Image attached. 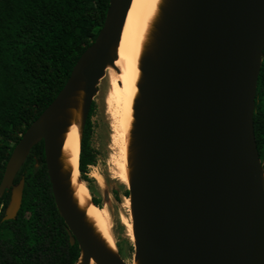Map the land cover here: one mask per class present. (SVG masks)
I'll list each match as a JSON object with an SVG mask.
<instances>
[{
    "label": "water",
    "instance_id": "95a60500",
    "mask_svg": "<svg viewBox=\"0 0 264 264\" xmlns=\"http://www.w3.org/2000/svg\"><path fill=\"white\" fill-rule=\"evenodd\" d=\"M132 0L104 26L53 102L14 148L0 185L4 220L22 207L14 180L45 142L58 211L78 264H129L75 196L66 135L81 142L100 80L118 58ZM264 62V0H162L140 59L129 145L135 264H264V163L254 115Z\"/></svg>",
    "mask_w": 264,
    "mask_h": 264
},
{
    "label": "trees",
    "instance_id": "16d2710c",
    "mask_svg": "<svg viewBox=\"0 0 264 264\" xmlns=\"http://www.w3.org/2000/svg\"><path fill=\"white\" fill-rule=\"evenodd\" d=\"M109 6L110 0H0V185L14 148L96 40ZM94 109L93 102L81 142L84 181L97 158L90 146ZM254 126L264 163V62ZM22 178L23 202L15 219L4 220L12 190L0 196V264H78L81 250L78 243L71 244L58 211L44 141L33 147L14 183ZM93 203L101 207L95 197Z\"/></svg>",
    "mask_w": 264,
    "mask_h": 264
},
{
    "label": "bare ground",
    "instance_id": "6f19581e",
    "mask_svg": "<svg viewBox=\"0 0 264 264\" xmlns=\"http://www.w3.org/2000/svg\"><path fill=\"white\" fill-rule=\"evenodd\" d=\"M161 2L162 0H132L122 30L118 58L110 66V69L117 70L120 82L119 114L115 126V136L121 152L115 161V169L117 177L128 187H130L129 145L134 121V104L138 94V81L141 74L140 59ZM64 152L68 164L73 169L72 182L75 188V196L78 198L80 205L87 210V215L94 222L97 230L112 247L116 248L109 210L106 205L99 207L91 202V190L84 185L81 178V135L79 125L74 124L68 131ZM93 177L101 184L104 182L102 176L98 173L94 174ZM92 264H95V262L92 261Z\"/></svg>",
    "mask_w": 264,
    "mask_h": 264
},
{
    "label": "rangeland",
    "instance_id": "374dc122",
    "mask_svg": "<svg viewBox=\"0 0 264 264\" xmlns=\"http://www.w3.org/2000/svg\"><path fill=\"white\" fill-rule=\"evenodd\" d=\"M110 68L100 80L91 118L93 130L90 146L96 152V163L89 166L87 181L82 180L91 190V202L95 197L101 201V206H107L117 248L127 263L135 264L133 216L130 196L127 194L129 187L117 177L115 169V161L121 152L115 136L120 82L117 70ZM96 173L102 176L104 181L102 184L93 177Z\"/></svg>",
    "mask_w": 264,
    "mask_h": 264
}]
</instances>
